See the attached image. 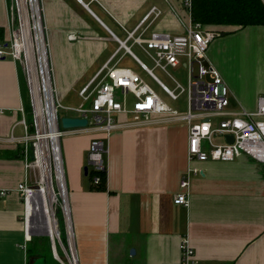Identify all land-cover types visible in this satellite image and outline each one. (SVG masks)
<instances>
[{
	"label": "crops",
	"instance_id": "0c3cea01",
	"mask_svg": "<svg viewBox=\"0 0 264 264\" xmlns=\"http://www.w3.org/2000/svg\"><path fill=\"white\" fill-rule=\"evenodd\" d=\"M40 5L52 81L62 100L78 96L118 47L115 36L123 38L124 27L132 29L151 6L161 15L146 35L151 29L181 33L190 19L183 0H40ZM208 25L219 32L208 61L220 70L238 109L254 108L264 95V25ZM9 32L10 0H0V40ZM119 55L118 66L133 69L122 65L126 56L137 64L123 50ZM227 60L236 63L242 83L226 72ZM26 104L19 63L0 58V188L11 190L0 199V264H59L48 237L25 235L15 189L25 172L21 145L4 141L11 133L23 134L18 122L23 117L28 122L20 111ZM131 123L108 136L84 130L61 138L78 264H178L182 238L199 264H264V163L245 154L232 161H189L187 123ZM94 138L106 144V190L91 189L84 172L85 166L91 169ZM180 192L187 193V205L174 202Z\"/></svg>",
	"mask_w": 264,
	"mask_h": 264
},
{
	"label": "built area",
	"instance_id": "2783aa9c",
	"mask_svg": "<svg viewBox=\"0 0 264 264\" xmlns=\"http://www.w3.org/2000/svg\"><path fill=\"white\" fill-rule=\"evenodd\" d=\"M183 5L190 12V19L181 33L151 29L146 35L152 22L161 15L157 6H151L132 29L124 27L123 38L115 36V40L118 44L116 49L129 54L170 98L178 99L185 94L187 110L182 112L167 105L161 95L133 69L121 66L114 69L111 56L78 91L84 100L74 108L78 113L76 117H86L88 123L62 129L58 108L68 109V106L55 102L50 106V93L53 101L57 93L46 80L47 70L50 73L52 69L40 0H10V32L7 38L0 40V58L10 57L19 63L27 86L32 120L28 124L23 117L18 122L23 127V134L15 136L11 133L4 141L21 145L20 157L25 172L15 189L23 205L25 235L29 239L32 235L50 232V246L60 264L78 263L69 201L66 204L62 197L61 179L66 184L63 160L61 156V162L57 163L54 158L56 138L61 150V138L69 133L87 130L108 136L114 129L129 126L130 121L135 126L185 121L189 125V161H232L245 154L264 163V95L257 97L252 109L228 108V86L220 70L207 57L208 49L219 32L208 24L192 21V0H183ZM131 44L142 50L151 65L133 52ZM179 67L187 71L186 86L169 71ZM156 69L166 74L171 86L156 76ZM128 94L133 96L131 105L127 101ZM48 105L50 110L46 108ZM20 111L24 113V107L21 106ZM2 112L0 108V114ZM121 115L125 116L124 121H119ZM229 134L233 137L231 142L226 137ZM215 137H222V142H216ZM104 152V139H92L88 151V163L92 170H103L100 164ZM95 177L93 183L100 182V176ZM187 184L186 179L182 180L183 188ZM10 191L0 188V199L8 196ZM174 202L187 205V193H178ZM37 214L42 216L43 221L37 220ZM60 217L64 227L65 224L67 226L63 233L60 231ZM64 243L70 251L66 250ZM180 251L184 258H180L178 264H199L197 254L181 242Z\"/></svg>",
	"mask_w": 264,
	"mask_h": 264
},
{
	"label": "trees",
	"instance_id": "16d2710c",
	"mask_svg": "<svg viewBox=\"0 0 264 264\" xmlns=\"http://www.w3.org/2000/svg\"><path fill=\"white\" fill-rule=\"evenodd\" d=\"M191 18L193 22L202 24L264 25V1L192 0ZM24 108L26 114H31L30 104H26ZM96 174L100 176V182H92L91 189L106 190V170L96 172L89 169L87 173L91 181Z\"/></svg>",
	"mask_w": 264,
	"mask_h": 264
},
{
	"label": "rangeland",
	"instance_id": "374dc122",
	"mask_svg": "<svg viewBox=\"0 0 264 264\" xmlns=\"http://www.w3.org/2000/svg\"><path fill=\"white\" fill-rule=\"evenodd\" d=\"M186 19H187V16H186V14H184V20H186ZM132 50L143 61H145L148 65H151V63L148 60V58L144 55V53L141 51V49L138 46L134 45L132 47ZM219 58H220V60H223L222 59V55ZM227 58H229V56H227ZM122 65L132 67L135 71H137L144 78H146L147 81L156 89V91L161 95L163 100L171 108L177 109L178 111L187 110V103H186V95L185 94L181 95L178 99L170 98L167 94H165V92L162 91V89L159 87V85H157V83H155L147 75H145V73L138 67V65L129 56H126L123 59ZM224 66L226 68V72L232 75V77L235 80V83L237 85L240 83V81L242 83V79L240 77V76H242V73L238 70L235 62H232L231 60H227L225 62V64H224ZM169 71L183 86L187 85V71H186L185 68L179 67L177 69H169ZM154 72H155L156 76H158L163 82H165L167 85L171 86V82L167 78L166 74H164L163 72L159 71L158 69H156ZM228 97H229V102H230L228 108L229 109H238L239 107H237V105H238L237 100L234 97H232L231 94H229ZM59 100H60L61 104L63 103L64 105H68V106H77L82 101V98L79 95L77 96V95L74 94L71 97V99L66 98L65 100H62V99L59 98ZM127 101L129 103V105H131V102L133 101V96L131 94L127 95ZM58 114H59V117H61L62 115H70V116H77L78 115V113L75 110L66 109L64 107H59L58 108ZM26 118L28 120V123H30L31 120H32L31 119V114L30 113L26 114ZM215 120H219V118H215ZM175 123H180V122H175ZM175 123H173V124H175ZM214 140L216 142H222L223 139H222V137H215ZM62 160H63V157H62ZM63 167H64V162H63ZM60 229H61V231L63 233L64 225H63V220L61 219V217H60ZM40 236L47 237L45 235H40Z\"/></svg>",
	"mask_w": 264,
	"mask_h": 264
},
{
	"label": "bare ground",
	"instance_id": "6f19581e",
	"mask_svg": "<svg viewBox=\"0 0 264 264\" xmlns=\"http://www.w3.org/2000/svg\"><path fill=\"white\" fill-rule=\"evenodd\" d=\"M134 45H136V44H131V46L133 47ZM137 46V45H136ZM132 47H131V49H132ZM118 54H120V51L119 50H115L114 52H113V54H112V58H113V60H114V62H113V68L115 69V68H117V60H120L121 59V55L118 57ZM51 64V63H50ZM48 75V77L46 78V80H47V82H48V84H50V86H51V88H52V90H54V93L56 92V90H55V87H54V84H53V81H52V72H50V73H48V70H47V72H46V76ZM85 85H83L82 87H84ZM27 87V86H26ZM52 92V91H51ZM52 94H53V92H52ZM80 96V95H79ZM81 97V96H80ZM82 98V97H81ZM49 100H50V106H52V105H54V102H55V104H59V103H61L60 102V100H59V97L57 96V95H54V101H53V95H51V93H50V96H49ZM84 99L82 98V101H83ZM28 101H29V98H28ZM81 101V102H82ZM80 104V103H79ZM78 104V105H79ZM63 105V104H62ZM77 105V106H78ZM50 106L48 105L46 108L48 109V110H50ZM64 106H66V105H64ZM77 106H68V109H72V110H75L74 108L75 107H77ZM186 111V110H185ZM185 111H182V112H185ZM58 117H59V114H58ZM60 118L61 117H59V122H60ZM169 122H175V121H169ZM181 122H185V121H181ZM28 123V122H27ZM28 124H30V123H28ZM132 124V123H131ZM132 125H134V124H132ZM141 125H144V124H141ZM60 127L62 128V129H64L62 126H61V122H60ZM188 127H189V125H188ZM69 128H72V127H69ZM67 129V128H66ZM61 131H64V130H61ZM87 131V130H86ZM63 135V134H62ZM56 142L54 143V152H55V156H54V158H55V160L57 161V163H59V162H61V156H62V151L60 150V142H59V140H57V138H56V140H55ZM105 153V152H104ZM100 166H102V169L103 170H106V164H105V160H104V155H102L101 156V164H100ZM60 169H61V165H60ZM87 172H88V169H87ZM96 172H98V171H96ZM96 176V177H95ZM98 176L99 175H94V177L97 179L98 178ZM61 183L63 184V190H62V197H63V199L65 200V202H66V204L68 203V194H67V191H66V187H65V185L67 186V183L65 184V181L63 180V179H61ZM99 182H96L95 184H98ZM55 188H56V186H55ZM68 189V188H67ZM177 196V195H176ZM68 206H69V204H68ZM57 207H59V203L57 204ZM69 216V215H68ZM37 220H39V221H43V218H42V216L40 215V214H37ZM68 222H69V225H70V217H68ZM63 225H64V222H63ZM67 229V226H66V224H65V227H64V230H66ZM60 231H61V229H60ZM49 233L50 232H46V233H42V234H40V235H45V236H47L48 238H49ZM29 237H30V235H29ZM28 240H31L30 238L28 239ZM181 244H183V245H185V247H187V248H190V249H192V251H193V253L194 254H196V252H195V250H194V248L191 246V244H190V242L188 241V239H186V238H182V240H181ZM63 246L66 248V250H68V251H70V249L68 248V245H67V243H64L63 244ZM75 253H76V251H75ZM184 258V255H183V253H181V258ZM59 264H60V262H58ZM78 263V262H77ZM198 263H199V261H198Z\"/></svg>",
	"mask_w": 264,
	"mask_h": 264
},
{
	"label": "water",
	"instance_id": "95a60500",
	"mask_svg": "<svg viewBox=\"0 0 264 264\" xmlns=\"http://www.w3.org/2000/svg\"><path fill=\"white\" fill-rule=\"evenodd\" d=\"M61 126L63 128L69 127H78V126H85L88 123V119L86 117H76V116H62L60 118ZM229 142L232 141V135H226ZM88 167H84L85 174L87 173ZM133 252V251H132Z\"/></svg>",
	"mask_w": 264,
	"mask_h": 264
}]
</instances>
